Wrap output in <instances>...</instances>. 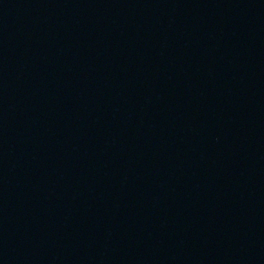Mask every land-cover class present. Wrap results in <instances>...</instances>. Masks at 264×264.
<instances>
[{
  "label": "water",
  "instance_id": "95a60500",
  "mask_svg": "<svg viewBox=\"0 0 264 264\" xmlns=\"http://www.w3.org/2000/svg\"><path fill=\"white\" fill-rule=\"evenodd\" d=\"M0 264H264V0H0Z\"/></svg>",
  "mask_w": 264,
  "mask_h": 264
}]
</instances>
